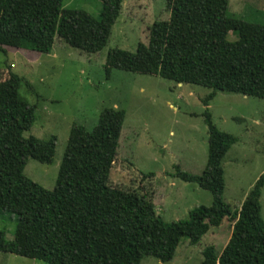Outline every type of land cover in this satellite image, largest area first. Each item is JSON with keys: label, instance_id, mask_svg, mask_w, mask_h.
Here are the masks:
<instances>
[{"label": "trees", "instance_id": "1", "mask_svg": "<svg viewBox=\"0 0 264 264\" xmlns=\"http://www.w3.org/2000/svg\"><path fill=\"white\" fill-rule=\"evenodd\" d=\"M98 15L62 7V0H0V51L15 48L48 53L54 37L86 53L107 41L122 0H99ZM228 0H166L168 18L146 28V43L134 51L108 49L104 70L154 74L179 84L264 98V24L228 13ZM234 36L227 39V33ZM22 78L0 72V214L15 216L11 240L0 230V251L43 264H139L145 255L171 259L182 237L195 244L211 226L231 222L219 252L201 249L199 264H264V222L260 217V175L236 209L222 200L221 158L236 138L220 131L204 110L205 164L198 174L174 166L171 175L206 189L210 204L187 217L163 221L151 197L109 184L123 111L104 107L94 126L68 129L51 189L23 175L28 157L50 163L55 137L23 136L33 105L19 97ZM203 104L207 105L204 99ZM142 176H152L151 173Z\"/></svg>", "mask_w": 264, "mask_h": 264}, {"label": "rangeland", "instance_id": "2", "mask_svg": "<svg viewBox=\"0 0 264 264\" xmlns=\"http://www.w3.org/2000/svg\"><path fill=\"white\" fill-rule=\"evenodd\" d=\"M62 7L77 8L97 16L99 0H62ZM228 13L264 24V0H228ZM166 0H122L107 41L94 53H86L54 37L50 52L15 48L0 51L2 77L9 72L22 78L17 93L33 105L34 120L22 135L44 139L53 135L55 147L50 163L28 157L23 175L46 189L54 185L65 148L68 129L81 124L87 130L96 123L104 107L123 111L109 184L145 191L163 221L185 219L198 205H209L206 189L172 176L174 166L192 174L202 170L207 150L204 110L220 131L236 138L221 158L222 200L233 210L245 193L264 177V98L215 90L197 84H179L154 74L104 70L111 48L134 51L146 43V28L154 20L168 18ZM227 39L234 36L227 33ZM207 105L203 104V100ZM151 173L152 176H142ZM264 222V182L259 194ZM15 216L0 214V230L12 239ZM231 222L211 226L195 243L182 237L170 260L161 262L145 255L139 264H199L201 249L213 245L219 252L230 233ZM0 264H43L36 259L0 251Z\"/></svg>", "mask_w": 264, "mask_h": 264}, {"label": "crops", "instance_id": "3", "mask_svg": "<svg viewBox=\"0 0 264 264\" xmlns=\"http://www.w3.org/2000/svg\"><path fill=\"white\" fill-rule=\"evenodd\" d=\"M230 228H231V226H230Z\"/></svg>", "mask_w": 264, "mask_h": 264}]
</instances>
